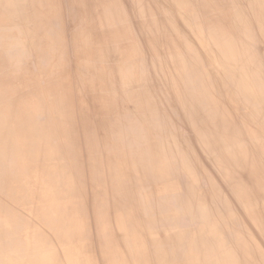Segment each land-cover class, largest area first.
<instances>
[{
  "label": "rangeland",
  "instance_id": "rangeland-1",
  "mask_svg": "<svg viewBox=\"0 0 264 264\" xmlns=\"http://www.w3.org/2000/svg\"><path fill=\"white\" fill-rule=\"evenodd\" d=\"M64 1L60 8L66 13L70 5ZM236 1L193 0L191 6L197 10L199 3L216 2L232 9ZM31 6L30 0L15 6L30 11L22 12L23 19L16 17L22 41L6 44L5 31H0V264H184L193 257L189 236L201 228L212 233L213 245L221 244L218 254H210L213 264H264L257 242L247 238L251 228L242 232L240 225L245 224L238 216L234 233L233 201L216 175L195 181L174 169L187 160L171 127L153 123L165 110L158 105L162 99L155 101L147 86L134 89L126 77L124 94L117 83L116 93L109 95L112 80L132 76L131 65L123 60L129 53L123 49L138 44L144 49L132 38L128 23L125 31L78 23L72 66L66 48L69 24L65 19L55 23L56 15L54 20L39 16L47 12L45 5L37 7L35 17ZM202 9L215 22L223 16L218 8ZM106 33H112L109 38L115 42L104 44ZM81 34L92 44H81ZM126 39L132 44L120 45ZM196 71L200 74L199 67ZM94 85L109 93L92 100L88 89ZM171 169L177 174L172 176ZM181 182L190 186V203ZM203 260L195 264H205Z\"/></svg>",
  "mask_w": 264,
  "mask_h": 264
},
{
  "label": "bare ground",
  "instance_id": "bare-ground-1",
  "mask_svg": "<svg viewBox=\"0 0 264 264\" xmlns=\"http://www.w3.org/2000/svg\"><path fill=\"white\" fill-rule=\"evenodd\" d=\"M0 1H2L0 7L7 9L0 8V31H5L6 37L4 43L11 44L18 38L22 41L21 25L16 17L23 19L22 12L30 14V11L28 8L22 12L16 10L15 0ZM129 1L87 0V4H84L81 0H75V4L70 5L68 2L67 4L70 5L68 10L75 8L79 14L80 24L86 19L89 27L106 26L107 29L117 30V26L125 31L124 16L131 15L133 10V5ZM192 1L140 0L142 16L147 13L149 19L136 27L140 30V38H134L143 44L145 53L152 56L155 61L145 55L138 65V71L143 77L150 78L155 87L154 91H151L154 92L153 97L155 101L157 98L162 99L158 105L165 109L155 116L157 121H153L154 125L160 123L171 127L179 150L187 160L182 164H175L174 169H181L195 181L199 177L215 174L219 185L229 191L235 217H240L246 229L251 228L247 238L257 242L264 254V0H237L232 9L225 3L220 6L216 2L206 5L199 3L197 10L191 6ZM35 2H31L30 9L37 17L36 9L42 4L37 3L36 6ZM61 3L62 0H56V5L44 4L47 6V12L39 16H55L56 11H59L61 20H64ZM211 6L223 13L216 22L211 19L214 16L202 9ZM111 8L113 10H110ZM51 19L54 20L53 17ZM79 36L80 43L85 47L92 44L86 35ZM97 36L103 38L100 34ZM110 36L114 35L106 33L104 38L108 40L104 44L115 42L109 38ZM100 43L102 44V40ZM131 44L132 42H129L124 45ZM133 50L124 48L123 52L131 53ZM184 53L186 57L183 56ZM187 59L190 60L189 63ZM198 67L200 74L196 71ZM200 75L201 77H197ZM221 92H225L222 97L219 94ZM151 104L154 102L151 101L149 105ZM216 106L223 109L221 114ZM186 132L192 134L188 135ZM244 134L251 141L248 145L241 141ZM199 167L202 168L201 173ZM174 169H171L172 176L177 174ZM246 174L247 179L246 176L242 177ZM181 183L187 189L186 196L183 197L189 199L188 202L192 201L188 197L192 194L188 188L190 186H187V182ZM182 200L184 199H180L181 203L191 211L193 207ZM175 204L176 208L184 211L181 204ZM238 210L243 212H237ZM197 216L195 214L192 217ZM211 236L210 232L188 240L190 254L193 257L184 264H195L203 259L205 264H213L210 254L212 252L218 254L221 251V244L213 245L212 240L209 241ZM219 240L224 239L219 237ZM199 244L203 247L200 248ZM42 247L44 249V246ZM167 255L165 253L163 257L167 258ZM156 258L161 259L157 254Z\"/></svg>",
  "mask_w": 264,
  "mask_h": 264
},
{
  "label": "crops",
  "instance_id": "crops-1",
  "mask_svg": "<svg viewBox=\"0 0 264 264\" xmlns=\"http://www.w3.org/2000/svg\"><path fill=\"white\" fill-rule=\"evenodd\" d=\"M18 1H22V0H15L14 2L17 3ZM31 2H35V1H31L30 0V3ZM64 2H66V3L68 2L69 4L70 3L71 4H75V0H66ZM81 2L84 3V4H87V0H84V1L81 0ZM129 2H131V5H133V10H132L131 15L128 14V15L124 16V19L128 23L129 29H131V33L130 34L132 35V38H133V36L134 37H137V38H140V35H139L140 34V30L137 29L138 28V25H142V22L147 21L149 19V16H147V13L144 16H142L141 9H140V0H130ZM35 3H41L42 6L44 4H53V5H56V0H36ZM41 4H39V5H41ZM0 5H2V1H0ZM91 9L93 10V8H91ZM110 10H113V9L111 8ZM59 13H60L59 11H56V14L57 15H56V19L55 20H56V22H58V24H59V22H62L63 23V21L61 20L62 17L60 18V14ZM78 16H79V14H77V11H75V8H72L70 10H67V12L65 14H63V17L65 18V23L69 24V26H70V29L67 32V37H66V41H68V45H66V48H67V51H69L68 52V58H69V60H70V62L72 64V66H73L74 59L76 57L77 50H78L76 48V46L74 45V39H73V35L75 36L74 33L77 31V24L80 22V20L78 19ZM118 16H119V14H118ZM51 17H54V16H51ZM119 24L122 25L120 21H119ZM129 42L130 41L128 39H126V40L121 41L120 45L128 44ZM137 47L138 48L134 49L131 53H129V55H125V57L123 56V58H125L123 60L126 61V62L128 61V64L131 65V68H132V71H133L132 72V76H123V77L120 78V80H118V79L112 80L111 86H113L114 88L112 89V91H111V93L109 95H111V94L114 95L116 93V88H115L114 85L117 84V83L120 84L119 91L123 95L124 92H122V89L124 88V84L125 83L122 84V81H126V79L129 80L127 82V84H129L130 82H133L134 83L133 84V88L134 89H137V90H140L141 91V90H145V88L147 86V88L150 89V92L151 91H154V88L155 87L153 86V83L150 81V78L143 77L142 75L139 76V74H138V72H139L138 71V65L140 64V62L144 58V56L145 55H148V54H146L145 53L146 51H144V50H142L140 48V44H138ZM148 57L151 60L155 61L154 58H151L152 56L148 55ZM94 63L95 64H100V63H102V61L94 60ZM125 77H126V79H125ZM166 82L167 81H164V83H166ZM157 83H158V81H157ZM88 91H90L91 94H92L91 95L92 100L95 98V95L103 96L104 97V95H107L109 93V90L107 88L100 87L98 85H94V86L89 87ZM219 94L222 97V95H224L225 92H221ZM215 108L216 109H220V114L222 113V110L223 109L217 108V106ZM123 110H125V109H123ZM241 141H244L242 143H244L245 145H248V144L251 143V141H250V139H249V137L247 135H244V137L242 138ZM225 211L222 210L223 213H225ZM219 212L222 213L221 211H218V214H219ZM234 218H233V224H234L233 230H234V233L237 234V230H238L237 223H238V220H236V217L235 216H234ZM193 219H195L197 221V219H199V217L198 216L197 217H192V220ZM195 220H193V221H195ZM235 221H237V222H235ZM239 225H240V223H239ZM240 227L242 229V232L244 230L247 231V229H246L245 226L240 225ZM205 229L206 228H201V229L197 230L196 234H194V232H193L192 235L189 236V240L196 238L197 235L199 237V236L207 235L208 233H210V232H208ZM168 252H170V251L167 250L166 251V255L168 254Z\"/></svg>",
  "mask_w": 264,
  "mask_h": 264
}]
</instances>
